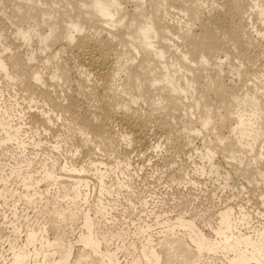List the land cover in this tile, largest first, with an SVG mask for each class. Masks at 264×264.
<instances>
[{"label": "bare ground", "instance_id": "6f19581e", "mask_svg": "<svg viewBox=\"0 0 264 264\" xmlns=\"http://www.w3.org/2000/svg\"><path fill=\"white\" fill-rule=\"evenodd\" d=\"M8 30L24 50L1 44ZM263 40L264 0H0V84L3 76L41 99L34 110L29 102L31 124L51 132L60 113L86 138L65 149L68 135H57L46 151L16 123L19 103L7 105L0 85V157L14 160L0 158V240L7 228L14 236L0 264H264ZM156 122L177 150L201 137V176L220 177V151L229 167L222 187L243 178L259 210L239 203L207 217L173 215L148 200L136 206L131 190L116 214L120 201L108 197L131 186L111 180L132 164L107 167L99 155L124 140L146 145Z\"/></svg>", "mask_w": 264, "mask_h": 264}, {"label": "rangeland", "instance_id": "374dc122", "mask_svg": "<svg viewBox=\"0 0 264 264\" xmlns=\"http://www.w3.org/2000/svg\"><path fill=\"white\" fill-rule=\"evenodd\" d=\"M209 1L210 3L214 2L215 4H217V2L224 0ZM179 10L180 9L178 8L171 9V13L174 14L176 19L181 14ZM7 32L1 44L10 46L11 48H14L16 45L19 48H22V42L19 39L14 38L12 30H8ZM36 45L37 44L35 43L33 47L35 48ZM1 49H3V47H1L0 45V50ZM22 50H24V47L22 48ZM10 53H12V51H6L4 52V55H9ZM43 55L44 53L41 54V56ZM232 60L235 61L236 64H239V60L233 57V55ZM258 61L261 63L263 60ZM258 61H255L257 63H251L256 67L260 65ZM0 85L1 88L4 89V96L1 99H4L7 105L15 104V101H18L19 103V105L16 106V109L12 112L16 116V123L22 125L24 129L28 131L29 136L36 135V138L41 139L43 141V147L46 149V151L52 150V146L58 140L57 135L59 136L64 133L68 136L66 138L64 136L60 138L65 140L63 141L64 144L66 143L65 149H73L78 140L82 142L86 140V138H84V136L79 133V125L72 122L68 116H60V118L57 117L58 115H60V113H52V117L55 121V126H53V131L51 132H44L43 129H41L42 126L39 127L37 124H31L29 115L27 114V112L29 111V102H31V100L33 99L30 104V108L34 110L37 105L40 106L42 104L41 99L37 95L31 94V92L23 88H18L16 86V89H14V87L13 89H11L12 82L3 78V76L1 77ZM5 91H7V93H5ZM15 93L17 94L16 97ZM136 106L139 109L143 110L147 108V106L142 102H140ZM49 108V106H46V109ZM174 122L175 120H172V123L176 124ZM156 123L160 124V127L159 125H157L155 128L154 125ZM156 123L153 125V131L151 129V135H149L147 139V141L149 142H146L147 144L145 143L147 146H136L135 144L132 145L131 143L128 144V141L124 140L123 143H119L117 149H115V152L103 150L102 155H99L103 157L106 163L109 164L107 165V167L114 165L117 159L122 161L129 159L132 164L128 169L129 171H126L127 176L121 175L120 172L116 175H113L114 177L112 176L113 180H111V183H116V187L119 186L118 183L121 182V179H119L118 177L123 178V176L124 178L129 179L128 182L131 186L130 189H121L122 195H120L118 198L115 194L108 197L112 202H114V200L120 201L118 202L120 204V209L118 210V212H116V214H119L123 210V208H125V206H129L127 197H130L129 194H131V190L135 192L133 193L134 195L132 197V200L134 201L136 206H140V203L143 200H148L150 208L158 210L159 212L167 211L173 215H175L176 213L185 212L187 213V215H201L207 217L217 213V211L226 207L228 204L235 206L237 209V205H239V203L251 212L255 211L256 209L259 210L260 204L257 203L255 197H250L248 193L249 189H242L243 186L247 185L243 178L234 176L227 187H222L223 183H225V181H223L224 179H222V176L224 175L226 170H229V167L224 159L223 154L220 151L215 156V161L220 166V177H217L218 174L215 175V173H212V175L208 176H206L207 173H205L203 176H201L200 173L195 172V170H197L196 165H201V161L196 155L195 150L197 147L202 146L201 137L194 136L192 141L193 145H185V147L179 148L177 150V148L173 147L174 144L169 137V133L167 134L168 130L166 132V128L160 122ZM157 127L161 129H158ZM37 129H39V132L35 134V131H37ZM93 138L95 139V137ZM157 144L161 145L159 148L155 149L153 145ZM11 146L10 147L12 150H14V153L18 151L15 146H13L12 144ZM41 149L42 147L35 148V152L41 153ZM9 155L10 156L7 157H0L2 158L1 162H14L13 158H11V153H9ZM31 157H34V155H32ZM40 157L42 156H37L38 159ZM87 159L88 158L82 156V154L78 156L79 162L86 161ZM169 164L171 165L169 166ZM176 173L181 174L182 178L176 179V177H173V175ZM185 175H187V177H185ZM190 179H192L193 181H197V184L199 185H193L189 183ZM177 181H179V183ZM181 181H183V183H181ZM6 185L9 186L10 189L17 186L15 182L12 181V179H10ZM94 197L95 196L93 194L91 200H93ZM233 197H236V199ZM19 205V212H22L23 209H28L25 210V213H30V217L34 216L35 211H33L32 207L23 203ZM126 211H130L133 214H136L138 213L139 209L129 208V210ZM4 212H6V215H9V217H11L10 211L6 209ZM1 221L2 220L0 218V225L2 223ZM79 225L80 222L76 221L73 226L74 228H78ZM107 227L108 226H104V229H106ZM5 230L4 234L2 235V240H0V252L2 249L4 251L8 249L7 238L14 237L11 234V230L9 228Z\"/></svg>", "mask_w": 264, "mask_h": 264}]
</instances>
